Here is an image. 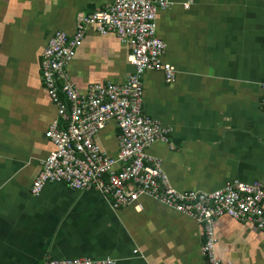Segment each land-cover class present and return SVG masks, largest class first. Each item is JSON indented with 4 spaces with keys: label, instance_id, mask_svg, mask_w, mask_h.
Here are the masks:
<instances>
[{
    "label": "crops",
    "instance_id": "0c3cea01",
    "mask_svg": "<svg viewBox=\"0 0 264 264\" xmlns=\"http://www.w3.org/2000/svg\"><path fill=\"white\" fill-rule=\"evenodd\" d=\"M170 1L157 11L156 36L175 80L147 70L141 83L144 112L171 132L148 156L179 191L212 192L233 180L264 189V0ZM110 2L0 0V264H207L201 225L149 197L138 199L140 210H114L101 193L62 182L31 192L53 150L44 134L56 117L40 76L42 50L56 31L71 36L78 15ZM130 51L89 25L66 70L81 93L91 84H119L133 72ZM117 136L111 120L95 141L113 157ZM214 233L221 264H264V231L222 216Z\"/></svg>",
    "mask_w": 264,
    "mask_h": 264
},
{
    "label": "built area",
    "instance_id": "2783aa9c",
    "mask_svg": "<svg viewBox=\"0 0 264 264\" xmlns=\"http://www.w3.org/2000/svg\"><path fill=\"white\" fill-rule=\"evenodd\" d=\"M171 5L170 0H111L105 10L78 15L71 36L56 31L49 38L41 53L40 76L56 108V117L44 134L53 150L41 162L31 192L37 196L47 183L62 182L72 190L101 193L114 210L130 206L140 210L138 199L149 197L200 224L202 256L207 264H221L215 252V220L228 216L264 231V189L258 183L233 180L212 192L179 191L170 185L161 161L146 154L154 143H168L171 132L144 112L141 83L147 70L161 71L166 83L175 80L176 69L162 62L165 45L156 36L157 11ZM89 25L101 35L114 34L130 47L133 72L122 83L91 84L81 93L66 67ZM261 89L264 112V84ZM111 120L118 129V151L113 157L95 141ZM114 262L47 258L43 264Z\"/></svg>",
    "mask_w": 264,
    "mask_h": 264
},
{
    "label": "rangeland",
    "instance_id": "374dc122",
    "mask_svg": "<svg viewBox=\"0 0 264 264\" xmlns=\"http://www.w3.org/2000/svg\"><path fill=\"white\" fill-rule=\"evenodd\" d=\"M149 149H150V148H149ZM149 149L146 150V154H148V150H149Z\"/></svg>",
    "mask_w": 264,
    "mask_h": 264
}]
</instances>
